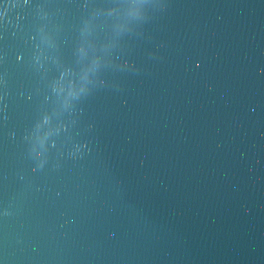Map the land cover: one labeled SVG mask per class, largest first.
<instances>
[{"label": "water", "instance_id": "water-1", "mask_svg": "<svg viewBox=\"0 0 264 264\" xmlns=\"http://www.w3.org/2000/svg\"><path fill=\"white\" fill-rule=\"evenodd\" d=\"M0 264H264V0H0Z\"/></svg>", "mask_w": 264, "mask_h": 264}]
</instances>
